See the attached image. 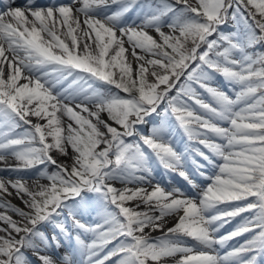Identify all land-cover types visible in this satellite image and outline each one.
I'll return each instance as SVG.
<instances>
[{
  "label": "snow or ice",
  "instance_id": "6c2138e0",
  "mask_svg": "<svg viewBox=\"0 0 264 264\" xmlns=\"http://www.w3.org/2000/svg\"><path fill=\"white\" fill-rule=\"evenodd\" d=\"M260 45L264 0H0V172L39 169L0 178V264H261ZM153 165L193 194L153 184Z\"/></svg>",
  "mask_w": 264,
  "mask_h": 264
},
{
  "label": "bare ground",
  "instance_id": "6f19581e",
  "mask_svg": "<svg viewBox=\"0 0 264 264\" xmlns=\"http://www.w3.org/2000/svg\"><path fill=\"white\" fill-rule=\"evenodd\" d=\"M68 0H34V2L38 5H46V4H49V3H53V2H60V3H67ZM4 2H8V0H4ZM17 4H22L24 2V0H16ZM142 3V2H141ZM115 10V9H114ZM135 21L136 24H139L140 23V20L138 18V10H133L132 11V14H128L127 16V20L126 22L128 23H131ZM150 34H154L153 32L149 31ZM127 46V45H126ZM129 60H132V57L131 55H129ZM91 107V105H89ZM103 116V115H102ZM103 118H105V116H103ZM106 119V118H105ZM34 122H35V118H33ZM64 121L65 123L69 122L68 119L65 117L64 118ZM184 137V136H183ZM184 140L182 139L181 140V144ZM180 150H182V147H180ZM55 156V153L53 154ZM70 163V160L68 161ZM15 161L12 159V158H9L8 159V164H14ZM154 167V173H153V177H152V181L155 182V181H159L163 184H165L168 188H172V187H179L182 189V191H184L186 194L189 192L187 190V186L186 185H183L181 183L178 182V178H174L172 177L171 180L169 179H165L162 175V170L163 168L161 167H158L156 165H153ZM162 169V170H161ZM36 172L34 170L32 171H29V172H25V173H20V174H12V173H8V172H0V175L4 178V179H15L17 178V176H20L22 177L23 179H25L30 185L31 184H34L35 183V177H36ZM208 175H211L212 174V170L209 169L208 172H207ZM0 176V178H2ZM198 183L203 186V184H205L207 181H205L203 178H198L197 179ZM39 183L41 184H47L48 181L47 179H44V178H40L39 180ZM129 187H132V185H129ZM193 193V192H192ZM15 199L17 202H12L13 204L17 205V206H20V207H23V205L20 203V201L18 199L15 198V196H12V197H9V199ZM9 215H13V218L15 219H18V217L12 213V212H9L8 213ZM65 220V217L63 214L60 215V217L58 219H56V222H62ZM167 222H168V226H171L172 223L174 222L172 218H168L167 219ZM53 230V226L52 224H50L49 227L47 228H43V231L47 233L51 232ZM158 232H153L151 233V235H159L157 234ZM187 243H192L191 241H188ZM57 249V248H55ZM49 253V252H48ZM29 258L32 260V264H36V261H35V257L32 256V255H29Z\"/></svg>",
  "mask_w": 264,
  "mask_h": 264
},
{
  "label": "rangeland",
  "instance_id": "374dc122",
  "mask_svg": "<svg viewBox=\"0 0 264 264\" xmlns=\"http://www.w3.org/2000/svg\"><path fill=\"white\" fill-rule=\"evenodd\" d=\"M68 2H69V0H68ZM141 2H142V3H141ZM146 2H149V0H140V3H141V4L146 3ZM108 11H114V9H109ZM129 14H132V12H130ZM126 20H127V18H126ZM233 28H234L233 22L231 21V19H229V21H228L227 24L221 26V29H220V30L223 31V32H230V31L233 30ZM147 30H148V31H151V32L154 33V31L151 30V29H147ZM164 30L167 31V28L165 27ZM153 35H155V33H154ZM258 50H260L261 52L264 51V45L257 46V49H256V50H253V49H252V50H250V51L257 52ZM133 66L135 67V64H133ZM212 86L219 87V88H221L222 90H228V84H227V82L223 79V77H221V76H219V75H216V76L214 77V79H213V81H212ZM102 115L105 116V118H106V115H104V114H102ZM159 120H160V117H159V116L154 115L153 117H151L150 120H149V125H146V126H145V130H147V128L150 127L151 124H153V123L158 124V123H159ZM175 136H176L175 144H176V146H177L178 149H179L180 141H181L182 138H183L182 132H180L179 130H177ZM182 145H184V143H183ZM183 148H184V146H183ZM51 167H52V166H49L48 169H47V171H48L49 173L52 172ZM34 171L37 173V171H39V169L34 170ZM1 177H2V176H1ZM2 178H3V177H2ZM44 179H46V178H44ZM157 182H158V181H155V182H153V184H155V183H157ZM158 183H160L162 186L165 187V185L162 184L161 182H158ZM165 188H166V187H165ZM189 195H191V194H189ZM11 201H12V202H17V201H16L15 199H13V198L11 199ZM62 214H63L64 217H65V216L67 215V210H65V212L62 213ZM91 215H92V217H95V213H92ZM84 216H85V219H86V220L89 218V214H88V213H85ZM59 217H60V215H59L58 217H56V219H58ZM69 223H70V222H69ZM238 223H239V222H237V223L232 222L231 224L226 225L225 228L221 230V233L223 234V233L226 232V231H230V230H232V229H233ZM49 226H50V224H47V225H45L43 228H47V227H49ZM43 228H42L41 230H43ZM157 232H158V231H157ZM158 233H159V232H158ZM160 235H161V233H160ZM160 235H152V236H153V237H158V236H160ZM241 242H242L241 240H233V241L230 242V244H231L232 246H235V245H237V244H239V243H241ZM222 251H223V249H222ZM28 255H31V253H28ZM169 261H173L172 264H175V261H174L173 259H171V258H168V259L165 261V264H167V262H169Z\"/></svg>",
  "mask_w": 264,
  "mask_h": 264
}]
</instances>
